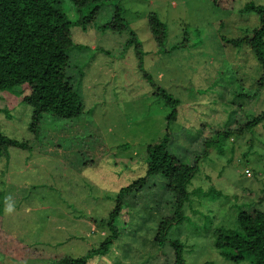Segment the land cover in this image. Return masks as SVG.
I'll return each mask as SVG.
<instances>
[{"label":"rangeland","instance_id":"rangeland-1","mask_svg":"<svg viewBox=\"0 0 264 264\" xmlns=\"http://www.w3.org/2000/svg\"><path fill=\"white\" fill-rule=\"evenodd\" d=\"M247 3L264 6V0H236L229 10L210 0H122L124 23L135 38L131 46L127 31L98 30L112 18V4L86 33L71 27L81 45L69 52L67 69L83 104L77 118L45 114L30 132V107L0 92L1 133L27 142L0 157V264H56L67 256H87V264H173L172 249L154 243L159 218L173 217L174 200L161 177L124 198L112 226L119 236L109 251L88 254L109 235L104 223L118 191L145 176L144 143L166 132L179 164H197L190 192L202 187L216 193L200 203L191 197L185 221L171 227L168 238L184 244L186 264H230L212 244L218 233L236 230L240 209L264 210V122L220 142L221 150L203 154L202 144L264 110V91L238 106L245 98L238 96L236 79L249 88L261 70L248 47L222 41L257 25L242 11ZM150 14L165 26L162 50L150 32ZM151 83L178 99L169 126L171 109ZM197 208L209 215L205 221Z\"/></svg>","mask_w":264,"mask_h":264},{"label":"trees","instance_id":"trees-1","mask_svg":"<svg viewBox=\"0 0 264 264\" xmlns=\"http://www.w3.org/2000/svg\"><path fill=\"white\" fill-rule=\"evenodd\" d=\"M121 1L0 0V92L16 94L19 101L25 102L30 107V132L35 131L45 114L70 120L79 117L82 113L81 97L67 72L69 52L74 48H81L72 35L71 27H79L82 29V33H86L87 28L95 27L97 15L100 23L101 12H105L107 5L112 4L111 6L114 7L112 18L106 19L108 21L104 22L98 30L115 33L127 31L129 39L126 45L134 44V34L128 30L124 23V17H122L123 10L119 6ZM210 2L217 9L229 10L233 9L236 0H210ZM242 11L245 14L254 15L257 25L243 37L223 39L222 41L225 45L233 48L248 47L261 71L259 77L251 83L249 88L245 87L241 80L236 79L240 88L238 96L245 98L239 103L240 108L246 105V99L258 96L261 91H264V6L247 3ZM148 22L155 45L159 50H162L166 38L165 26L155 14L148 16ZM231 76L234 79V76ZM223 83L225 84V82ZM151 87H153L154 93L161 97L166 108L171 109L172 115H169L170 113L166 115V124L169 126L171 122L175 121V111L172 108L178 99L165 89L154 87L153 83H151ZM9 94L6 96L8 99L12 97ZM238 109L239 107L234 109L236 113ZM231 121L233 122V120ZM263 122L264 110L235 131L217 132L213 137L214 140L209 138L203 142V154H206L210 147L221 150L220 142H224L233 135L240 136L244 131H249ZM170 136L171 133L166 132L161 140L155 143H144L145 176L136 179L118 191L114 207L104 223L108 228L109 235L88 254L104 255L109 251L113 241L119 236L112 226L114 220L119 216L124 198L134 190L142 188L147 181L154 186L153 177H161L167 182L166 190L174 200L173 217L159 218L154 243L158 247L167 244L172 249L173 264H186L183 253L184 244L177 238L169 239L168 232L174 225H180L185 221L184 210L190 207L191 197L198 198L200 203L202 200L205 202L207 198L215 200L214 194L216 193L212 189L204 191L202 187L190 192L191 181L198 170L197 164L194 166L179 164L168 151V145L171 142ZM198 138L197 135L191 137L192 140H198ZM25 146L27 147V142H18L8 138L0 130V157L9 148H25ZM244 172L249 174L247 169ZM199 212L201 211L197 208L195 214L205 221L209 215ZM235 224L236 230L216 235L212 248L230 264L244 262L264 264V210L255 208L246 211L240 209L236 215ZM87 261V256L77 258L67 256L58 260L56 264H87Z\"/></svg>","mask_w":264,"mask_h":264},{"label":"crops","instance_id":"crops-1","mask_svg":"<svg viewBox=\"0 0 264 264\" xmlns=\"http://www.w3.org/2000/svg\"><path fill=\"white\" fill-rule=\"evenodd\" d=\"M5 205H8V204H5ZM1 218V220L4 222V217L2 218V217H0ZM2 222V223H3ZM3 228V227H2ZM4 233L8 236V237H10V238H14L12 235H9L6 231H4ZM18 244V243H17ZM19 245H20V243H19Z\"/></svg>","mask_w":264,"mask_h":264},{"label":"clouds","instance_id":"clouds-1","mask_svg":"<svg viewBox=\"0 0 264 264\" xmlns=\"http://www.w3.org/2000/svg\"><path fill=\"white\" fill-rule=\"evenodd\" d=\"M7 210H9V211H10V210H11V206H9V208H8Z\"/></svg>","mask_w":264,"mask_h":264}]
</instances>
